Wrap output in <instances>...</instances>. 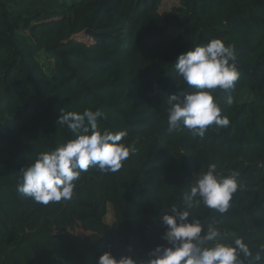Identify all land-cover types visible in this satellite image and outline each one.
Segmentation results:
<instances>
[{
  "label": "trees",
  "instance_id": "16d2710c",
  "mask_svg": "<svg viewBox=\"0 0 264 264\" xmlns=\"http://www.w3.org/2000/svg\"><path fill=\"white\" fill-rule=\"evenodd\" d=\"M32 1L58 8L46 24L83 6L89 16L48 42L19 30L0 0V264H97L106 251L146 259L173 205L223 242L243 238L254 255L264 247V0H179L163 12L165 0ZM217 38L233 47L239 73L231 89L212 93L229 126L210 125L202 138L183 125L169 133V96L193 91L178 57ZM61 109L103 112L99 130L127 132L121 143L136 151L115 173L82 172L72 200L42 205L17 187L41 152L76 138L57 124ZM212 164L242 185L223 214L184 200Z\"/></svg>",
  "mask_w": 264,
  "mask_h": 264
},
{
  "label": "clouds",
  "instance_id": "9594fccd",
  "mask_svg": "<svg viewBox=\"0 0 264 264\" xmlns=\"http://www.w3.org/2000/svg\"><path fill=\"white\" fill-rule=\"evenodd\" d=\"M175 70L193 91L169 96L167 131L172 133L183 125L202 138L210 125L227 128L230 121L221 115L219 101L214 100L212 93L216 89H231L239 79L233 47L226 46L221 39H212L181 54ZM232 103L229 96L227 104ZM60 112L57 124L66 125L76 138L52 151L41 152L33 164L21 169L22 182L17 187L19 193L42 205L72 200L74 182L82 172L98 168L101 172L115 173L136 151L134 146L121 143L127 132L99 130L98 118L106 119L103 112L90 109L82 113L64 109ZM236 175H218L216 165H209L185 195L186 207L197 208L203 203L206 208L226 213L234 193L242 187ZM189 217L188 210L173 205L158 217L164 229L160 235L162 243L148 252L146 259H134L131 255L116 258L106 251L97 264H261L264 247L254 255L243 238L223 242L217 239L220 233L216 227L210 224L205 230L200 220Z\"/></svg>",
  "mask_w": 264,
  "mask_h": 264
},
{
  "label": "rangeland",
  "instance_id": "374dc122",
  "mask_svg": "<svg viewBox=\"0 0 264 264\" xmlns=\"http://www.w3.org/2000/svg\"><path fill=\"white\" fill-rule=\"evenodd\" d=\"M6 8L14 12L18 16L17 27L21 31H32L36 36L43 37L46 41L52 42L57 39H66L71 35L72 26L76 20L81 27L87 23L89 12L86 6L80 7L74 11L63 12V20L57 23L46 24L48 13L50 9L54 8L49 4L35 3L32 0L19 2L18 0H3ZM25 3V4H24ZM179 0H165L161 7L160 12L170 10L174 5L178 4ZM60 11V10H59ZM26 21V22H25ZM118 220V213L116 206L110 204L108 206V214L106 216V223L113 224ZM77 232L84 235L86 234L82 229H77Z\"/></svg>",
  "mask_w": 264,
  "mask_h": 264
}]
</instances>
